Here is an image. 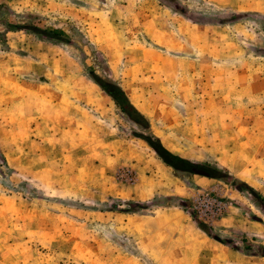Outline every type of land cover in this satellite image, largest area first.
<instances>
[{
  "label": "rangeland",
  "instance_id": "rangeland-1",
  "mask_svg": "<svg viewBox=\"0 0 264 264\" xmlns=\"http://www.w3.org/2000/svg\"><path fill=\"white\" fill-rule=\"evenodd\" d=\"M256 68L264 0H0V264H264L193 219L257 250L264 214L248 196L177 172L138 137L264 195V80L245 75ZM96 81L118 83L151 130ZM165 212L188 235L155 225Z\"/></svg>",
  "mask_w": 264,
  "mask_h": 264
},
{
  "label": "trees",
  "instance_id": "trees-1",
  "mask_svg": "<svg viewBox=\"0 0 264 264\" xmlns=\"http://www.w3.org/2000/svg\"><path fill=\"white\" fill-rule=\"evenodd\" d=\"M175 1V0H172ZM172 3V2H171ZM176 6L175 3H173ZM182 14H188V10L182 6L175 7ZM20 29H24L23 27ZM32 32L36 33L39 37L48 39V40H60L65 42L62 39V36L66 33L60 29H42L40 27H32ZM102 89L110 95L114 101L122 108V110L131 116V121L135 124L144 127L147 130H151L150 120L142 113L130 100L129 96L126 94L125 90L118 83H109L110 85H102L99 81H96ZM141 139L147 141V143L156 151L160 158L174 170L179 173H191L199 174L207 178L222 180L230 184L234 189L239 191L242 194H246L248 198L261 210L264 214V195L257 190L254 186L250 185L246 181H243L240 178L232 175L228 170L218 166L217 164H204L192 161L190 159L184 158L171 150H169L162 142L160 137L151 134L148 137H142L138 135ZM129 204H138L130 203ZM193 219L197 222L198 226L205 231L210 237L215 238L221 243L233 248L234 250L244 253L249 256H261L264 257V245L259 246L256 250L253 246L254 244L250 242L247 238L243 239V242L246 244L245 249H242L233 239L222 240L218 236H212V234L202 225V223L196 219L193 215Z\"/></svg>",
  "mask_w": 264,
  "mask_h": 264
},
{
  "label": "bare ground",
  "instance_id": "bare-ground-1",
  "mask_svg": "<svg viewBox=\"0 0 264 264\" xmlns=\"http://www.w3.org/2000/svg\"><path fill=\"white\" fill-rule=\"evenodd\" d=\"M166 179H168V178H166ZM169 183H171L172 182V180L171 179H168L167 180ZM204 181V178L202 177V178H199L198 179V182H203ZM176 192L177 193H182V188L179 186V185H176ZM139 222V221H138ZM141 222H143V221H141ZM144 222H147V221H144ZM143 222V223H144ZM155 225H157V226H169V225H173V227H176V228H182L183 230H186V226L185 225H183V222H182V219L180 220V218L178 217V215L177 214H174V213H168V212H165L164 214L162 213V214H160V216H158V218L155 220ZM146 224H149V223H146ZM146 226V225H145ZM170 227V226H169ZM187 231V230H186ZM194 236H195V238H196V241L195 242H193V243H196L195 245L196 246H200V241H199V238L194 234ZM181 237V236H180ZM184 237V236H183ZM171 239V238H170ZM173 239H175V238H173ZM181 239L182 238H180V240L179 241H181ZM176 240V239H175ZM173 241V240H172ZM185 243V242H184ZM176 245V244H175ZM179 245V244H178ZM183 245V244H182ZM181 245V246H182ZM195 245H194V247H195ZM173 246H174V244H173ZM177 248V247H176ZM177 253H179V250H175L174 249V252H173V254H177Z\"/></svg>",
  "mask_w": 264,
  "mask_h": 264
},
{
  "label": "crops",
  "instance_id": "crops-1",
  "mask_svg": "<svg viewBox=\"0 0 264 264\" xmlns=\"http://www.w3.org/2000/svg\"><path fill=\"white\" fill-rule=\"evenodd\" d=\"M252 74H253V75H257V76L259 75L258 77L261 78L262 80H264V76H263V75H264V70H263V69L257 70V68H256V70H252L251 73H250L249 71H246V72H245V75H246V76H249V75H252ZM242 76H244V74H242ZM208 179H210V178H208ZM186 228H187V227H186ZM186 232H187V234H186ZM186 232H185V234L188 235V230H187ZM202 232H204V231H202ZM204 233H205V232H204ZM190 235H191V233H190ZM193 236H194V234H193ZM194 237H195V236H194ZM195 241H196V238H192V240H191V244H192L193 247H194V245L196 244V243H193V242H195ZM196 247H198V246L195 245V248H196Z\"/></svg>",
  "mask_w": 264,
  "mask_h": 264
}]
</instances>
